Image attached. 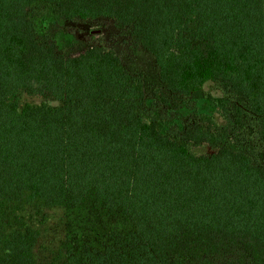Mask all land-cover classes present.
<instances>
[{
  "label": "trees",
  "instance_id": "1",
  "mask_svg": "<svg viewBox=\"0 0 264 264\" xmlns=\"http://www.w3.org/2000/svg\"><path fill=\"white\" fill-rule=\"evenodd\" d=\"M112 18L158 67L160 107L214 82L238 129L264 143V0H0V264H33L37 233L19 210L92 198L131 228L102 250H58L50 264H264V147L192 154L171 136L216 146L207 113L163 134L143 116V79L111 48H58L30 13ZM59 102L19 104L20 96Z\"/></svg>",
  "mask_w": 264,
  "mask_h": 264
},
{
  "label": "rangeland",
  "instance_id": "2",
  "mask_svg": "<svg viewBox=\"0 0 264 264\" xmlns=\"http://www.w3.org/2000/svg\"><path fill=\"white\" fill-rule=\"evenodd\" d=\"M30 17L38 35L53 38L64 52L75 53L91 45L113 49L132 74L142 77L145 92L143 116L152 118L163 134L170 135L172 128L181 130L189 119L199 113L209 114L228 129V139L216 146L206 143L196 145L170 135L190 153L210 154L221 147H227L232 150H257L259 158H263L264 143L252 136L250 128L241 130L233 125L229 113L230 101L221 95L214 82H206L199 90L184 97L178 107L158 106L153 97L155 89H163L158 67L153 56L137 44L129 28L120 27L108 17L66 20L43 3L33 6ZM25 102H44L52 106L59 104L44 96L23 93L19 104ZM18 213L24 223L20 230L29 228L37 233L32 251L33 264H50L58 250L78 251L85 246L102 250L112 242L114 234L124 233L131 228L125 218L110 214L95 204L92 198L75 206H45L32 202L23 205ZM188 264L215 262L203 259Z\"/></svg>",
  "mask_w": 264,
  "mask_h": 264
}]
</instances>
